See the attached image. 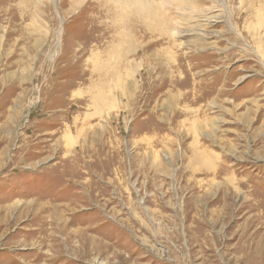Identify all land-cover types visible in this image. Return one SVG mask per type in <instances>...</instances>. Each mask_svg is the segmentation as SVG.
<instances>
[{"label":"rangeland","instance_id":"1","mask_svg":"<svg viewBox=\"0 0 264 264\" xmlns=\"http://www.w3.org/2000/svg\"><path fill=\"white\" fill-rule=\"evenodd\" d=\"M152 1L0 0V264H264V0Z\"/></svg>","mask_w":264,"mask_h":264},{"label":"bare ground","instance_id":"2","mask_svg":"<svg viewBox=\"0 0 264 264\" xmlns=\"http://www.w3.org/2000/svg\"><path fill=\"white\" fill-rule=\"evenodd\" d=\"M173 1L181 6L180 11L183 13L187 11H193L194 9L193 6L188 5L189 0H173ZM104 5H105L104 6L105 9L101 11H106L107 15L105 16H108L109 14L112 13L111 23L110 25H106L104 29H114V32H116L115 38H118L119 40L127 39V41H131L132 33L136 31L135 27L138 24L142 26L141 27L142 33H148V34L157 33L160 36L165 35L164 29H169L167 26L169 21L163 15V10L165 13L166 7L162 3L158 4L152 0H104ZM215 14L211 13V16L208 15V17L205 14L206 16L204 15L205 18L202 20L205 22L206 19L207 20L212 19L215 22V20L218 19L217 14L216 15ZM188 22H189V19H188ZM211 22L213 23V21ZM97 30H103V29L98 28ZM120 31L124 33H121ZM172 35L174 36V33ZM117 55L119 56L120 53L117 52Z\"/></svg>","mask_w":264,"mask_h":264}]
</instances>
